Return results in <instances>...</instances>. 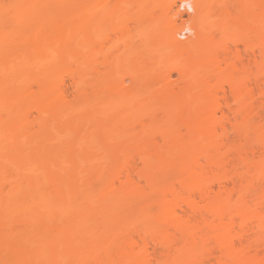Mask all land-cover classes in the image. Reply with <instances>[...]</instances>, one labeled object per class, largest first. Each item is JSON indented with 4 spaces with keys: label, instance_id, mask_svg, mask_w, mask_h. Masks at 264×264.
Masks as SVG:
<instances>
[{
    "label": "bare ground",
    "instance_id": "obj_1",
    "mask_svg": "<svg viewBox=\"0 0 264 264\" xmlns=\"http://www.w3.org/2000/svg\"><path fill=\"white\" fill-rule=\"evenodd\" d=\"M7 1L8 0H0V89L5 90L0 95V105L2 106V111L4 110L3 116L0 115V174L2 172L3 181L6 180L7 183L10 181L11 184L10 188L6 191L7 187L4 188V184L7 183H5V181L1 184V179L0 231H2L3 228V230H5V228L11 230V234H9L8 238L9 241L6 243V246L8 251L14 256L13 260L15 262H13V264H207V261H209L208 264H264V115L262 116L263 113L261 114L262 117L259 115L263 120L261 121L260 119L259 122L258 120L254 122V118L251 117L254 113L251 115L252 107L250 108L251 104L248 101L252 100L253 87L249 84L251 82H249V80L251 79H248L249 76L248 73H246L248 72L246 69H243L244 74L239 77L240 79L238 78L236 80L237 82L234 81L230 82L231 84L229 83L234 98L233 101V98H231V101L237 105L236 108H234V110H236H233L235 112L233 115L234 117L231 118L234 119L231 120L234 122V126L229 122V111L226 113L227 116L225 112H223L224 114L219 118L216 117L217 111L222 113V107L224 106L223 104L222 106V102L220 103V100H218V93L223 92L224 95L226 91L225 87L218 82L210 84V95L208 97L211 105L199 108L198 113L201 114L198 116L197 122H195L203 124L204 128L201 130V127H196L195 133L191 134L189 138L190 142H188L192 146V149L190 146L187 150L182 147V150L180 148L181 151L178 150L179 154L177 153L178 156H180V160H184V173H187L184 175L187 177L184 179H181V177L178 181L179 184L177 183L178 186L171 185V188H168V186V190L165 188L161 194L159 193L162 197H158L161 199L160 201L158 199V203H156L158 206L155 204V211H151L148 205H142L144 210H141L144 216L141 221L143 224L141 222L142 227L136 228L137 238L133 236L135 232L134 234L133 232H127L130 235H126V233L122 231L113 234L110 229L99 231L97 229L94 230V228H80L78 229L80 245L76 248L65 249L61 246V242L66 240L71 234L72 220H74V216L70 212V214L58 213L57 219L60 220V225L57 226L56 230L53 232L55 234L51 233L55 236L52 237V239L55 240H50L49 238L51 237L43 234H38L33 239H28L20 235V232L18 233L17 230L15 231L14 224H17L15 221L17 218L15 219V217H20L19 214L22 213L19 210L23 211L27 208L31 211H28L29 213L34 211L30 215L23 214V217L24 215L26 216L24 220L29 223L39 222L40 225L42 215L40 212L36 213V210H39L41 206L53 199L45 187L46 180L48 181V179L45 180L44 166L38 164V160H41V162L45 160L49 162L51 160L50 158L56 153L53 152L52 148L48 146L47 143L44 144L45 146L41 144L39 147H35V143L37 142L38 146L40 140H42L41 137L45 135V132H43L45 128L43 130L42 128L47 126L46 123L48 122H46L45 119L47 118V113L51 110L55 112V109L58 111V108L62 107V112L66 110L62 115H65L67 111L73 109L69 107L73 106L74 103L70 102L71 105H69V103L65 104L64 99L66 97V90L63 87V80L56 78V74L51 70V65L61 57L65 59L63 57L66 56L65 53H68L70 57L73 56L71 58H74L75 51L77 52L76 54H78L80 49L77 48V41H74L77 39H75L76 37L73 32L74 24L72 25V21L68 18L70 15L62 18L58 16L56 20H51L52 17L55 16L54 12L56 9H54V2H56V0ZM150 1L151 2L148 3V0H114V4L112 5L114 8H118L109 10L107 8L108 4L106 5V3H110V0H108L103 4L104 6L106 5V10L108 11H106V13L105 7L103 9V6L100 4L98 7V17H96L98 21L95 20L96 23L98 22V25L96 24V34L98 38H103V36L107 38L110 37L111 34H117V32L123 34L128 30V24L131 20L132 22H136L139 26H143L146 23L145 21H149V19L146 18V14H151L148 11L151 10L153 1ZM175 1L177 0H171L170 4H174ZM178 1L179 6H187L189 9L193 8V11H195L192 16L191 25L189 27L187 24L180 30H175V25V29L173 25L168 27L169 29L173 28L174 32L181 37L185 35L186 31L194 29L196 39L189 38L185 41H180L177 37H174L175 33H173L172 51H168V53L163 52L155 57L148 55L151 58L148 60L149 64H145L148 66H146L147 68H152V66L157 67L162 64L166 66V63H169L168 67L171 68L167 72L168 74L166 73L167 76H165L166 74L164 75L165 78L163 77L162 82L159 80V84H164L165 81H167L171 70L179 72L182 78L187 79L194 74V71L198 67L206 71H212L215 74L222 70L221 61L225 62L226 66L230 68H236L238 63H243L241 62L242 53H239L237 50L234 51V49L231 50L230 46H228L225 41L220 43L218 40V42L217 38H214L216 37L215 34H213L214 31H212L213 29L215 31L218 29L219 32L223 34L222 36L228 35L229 32L237 31L240 25L236 20V16L240 11L239 6H237L238 9H235L238 11L236 15V11L233 12L234 7H231L232 4L229 3V5L227 0L224 6L220 7L219 10L217 9L218 11L214 8V4L218 2V0ZM223 2L221 1V3ZM58 5L59 4H57V6ZM134 6L138 7V9L134 8ZM149 6L150 10H148ZM58 7L62 8V6ZM61 8L60 11H57L61 12ZM259 12V16L257 17L259 26L256 30V34L259 38L258 44L260 45L258 46L260 47L261 58L259 57L260 60H256V62H259L258 65H255L260 67L256 68L257 71H260V73L257 72V76L261 74L263 78L264 9L262 8ZM233 13L235 14L234 16ZM104 16L108 18L106 19ZM109 16L111 17L109 18ZM103 21H107L104 23L106 25L103 24ZM172 22L175 23V20H172ZM219 22H221V24H219ZM83 24L85 29H87V19H85ZM50 31H52L53 34L49 36L50 40L48 42L52 43L54 39H56V48L53 46V51H50L52 47L49 45V50L46 49L48 47L44 42L48 37L47 33H50ZM26 32H29L30 40H26V42L19 44L18 52L21 54V60L16 62V51L9 45V42L13 38L21 37ZM54 34L56 36L52 38ZM70 34H72V36ZM76 43L77 45H74ZM194 46H196V49L192 50ZM91 47H93V45ZM87 48L84 50L85 52L80 50L81 53H79V55L81 58L77 55L80 59L79 63H84L83 66L85 67V71L83 70V73L79 72L78 77L76 74L77 70L75 71L76 75L74 74V78H77V80L79 77L83 78V76L89 75L91 70L92 72L93 70H97L96 65L105 63L104 60H101L105 59L102 52L101 55L103 56H101L102 58L100 57L101 59L99 60L93 53L86 51L88 50ZM43 49L48 52L45 50L46 53L43 52ZM250 49H252V47ZM27 50L32 51L30 52ZM71 53L73 55H71ZM32 57L34 58L33 61ZM129 58L132 59L133 57L129 56ZM134 58L139 59L140 56L136 55ZM79 59L77 60L79 61ZM133 59L131 61H133ZM77 60L75 61L78 62ZM121 60L128 63V56ZM33 62L36 66H34ZM130 65L133 69H137L132 62ZM32 68H36L35 72ZM242 68H246V66ZM135 75L139 78V73H136V70ZM247 76L248 81L246 80ZM71 77L73 78V76ZM260 77H255L257 82H259L257 79ZM199 80L200 81H198L196 85L197 89L201 87L204 79L201 77ZM259 80L261 82V78ZM257 82H255V85H257ZM260 82L259 84L263 85L262 90L264 93V78L262 81L263 83ZM33 85H35V88L33 87L34 91L29 92ZM185 88L186 86L184 89ZM35 89V97L37 99L35 113L37 112V116L35 115L36 117L34 116V119H31L28 116L30 113L28 114V112H26L28 109L25 108L26 110L24 109L22 111V109H19L20 111H16L12 115V118L11 116L7 118L9 117L8 115H10L9 110L12 104L15 102L16 104L17 102L20 104V101L22 99L24 101L25 96L27 97L29 93H35ZM187 89H185V92ZM258 89L261 91V88ZM129 90L130 89H124L122 91L123 96L129 95L131 93V90ZM150 90L151 87L149 85L143 87V92H149ZM168 90L170 89L166 88L165 91ZM48 93L53 94V108L42 104L43 97ZM77 93L80 94L77 96L82 98L81 96L85 97L86 92L85 89H79ZM225 95V97H227V94ZM220 97H222V95ZM230 97L232 96L230 95ZM146 100L149 101L150 99H147L145 96L143 104L148 103ZM197 100L202 101L204 98L202 99V97H199ZM178 102L175 101V103ZM182 102H179V104L185 105V103L183 102L182 104ZM232 102L231 104H233ZM247 102L248 106L250 105L249 107L246 105ZM67 105L68 109L64 108V106L66 107ZM226 107L227 106H225V108ZM223 111L225 110L223 109ZM260 111H258V114ZM256 114L257 113H255V115ZM227 122L232 127H236L239 135L242 137L244 136L243 138L248 140L254 137L259 147L256 148L255 145V149L251 148L252 150H247V147H243V143H241L242 147L235 145L236 143H230V141L228 142L230 144H228V139L226 140V136L229 134V129L226 125ZM232 127L230 131L233 130ZM34 128L36 129L34 130ZM31 129L34 130H32L33 137L30 136ZM55 130L58 132L59 129L55 128ZM58 134H61V132ZM63 134H61L60 141L54 138L61 143L60 145L64 144L62 143L65 138V136L62 138ZM57 136L58 135L50 137L53 138ZM25 139H28L29 142ZM84 139H88V137ZM32 143H34V146ZM145 147L144 149H140L142 153H140V151L138 154L140 158H142L141 161H145L144 165L146 164L149 167V162H152V160L155 161L153 158L154 153L150 154L151 151ZM145 149L148 152H143ZM102 153H104V151ZM230 153H232L231 156L235 154V158L234 156L232 157L235 159V163L233 159L228 160ZM201 159L204 160L203 163H201ZM231 160L233 162H231ZM127 164L125 163V165ZM122 167H125L126 173L129 172L130 165L128 166L129 169L126 168L127 166ZM8 168L9 170H7ZM145 171L146 172L143 170L144 174L140 171L139 176L141 177V174L144 176L148 172L147 170ZM150 171L153 173L154 170L150 168ZM150 171L149 173H151ZM114 172L112 174L113 177L106 185L108 188H113L114 181L121 175L119 170ZM126 173L124 174L126 177L124 182H122L123 184L120 186V190L124 191L126 195L129 196H131L130 193L137 195V193L141 192L139 188L142 186L139 187V183L136 182L137 180L134 181L135 179L132 178L133 176H131L130 173ZM149 173L146 175H149ZM19 175L23 177L22 179L20 178V180ZM150 175L149 177H144L146 178V183L148 181V185L153 181ZM17 177L18 179H16ZM144 178L141 177V179ZM152 183H154V181ZM227 184H229V186ZM152 185L154 186V184ZM25 187H27V189H24ZM84 187L82 198L85 203H81L77 199L71 201L73 207L70 204L72 208L70 211L74 213L77 212L78 214L77 216L75 215L76 217L82 214L80 215L81 218L85 219L87 216L89 220L88 216L91 215L89 202H92L93 199L91 191L92 186L85 185ZM111 192L112 193L106 196L104 195L105 193L99 195L98 202L100 208H105L103 205L104 201L108 198H114L118 191L112 190ZM110 194L112 196H110ZM139 195L142 194L140 193L138 196ZM168 195H170V197ZM53 201L50 203H53ZM23 217L21 214L20 220ZM167 226H173V230L168 229L169 227L167 228ZM9 229L7 231H9ZM100 232L102 233L100 234ZM20 236L24 237V240H21L24 245H31L23 255H18L20 250L18 247L20 245L15 244L16 240H20ZM97 236L100 237V239L93 243V239H96ZM207 238L209 241L211 240L214 242L210 244L212 247L208 246L210 247L209 249L206 247L208 250L206 248L204 249L205 243L208 242L205 241ZM2 242L4 241L0 238V254L2 251ZM24 245L22 246L24 247ZM151 246L152 249L156 250L157 247L160 249L158 252L159 255L156 254L157 252L155 253L156 257H154L153 250L150 251ZM4 248H2L3 251ZM24 249L26 250V248H22L21 250L24 251ZM202 249L206 252L203 253ZM68 254L74 257L71 258ZM24 257L26 258L24 259ZM10 259L12 260L11 257Z\"/></svg>",
    "mask_w": 264,
    "mask_h": 264
},
{
    "label": "rangeland",
    "instance_id": "obj_2",
    "mask_svg": "<svg viewBox=\"0 0 264 264\" xmlns=\"http://www.w3.org/2000/svg\"><path fill=\"white\" fill-rule=\"evenodd\" d=\"M107 1L108 0H56V2H54V9H56V11L54 12L55 16H53L51 20H56L58 16L59 18H62L70 15V17L68 18H70L69 20L72 21V25L74 24L73 32L76 37L74 38L77 40H73L77 41V48H79L81 51H84L88 47V50L86 51H90L91 53H93L95 56H97V58H99V60L102 58L101 56L104 55L105 59L101 60H104L105 63L96 65L97 70H93V72L91 70V72H89V75H86L85 77L83 76V78L79 77L78 80L77 78H74V76L77 74L78 77L79 72H82L83 70L85 71V67L83 66L84 63H79V53H81L80 50L78 54H76L77 52L75 51L76 57L74 55V58H71L73 56L70 57L68 53H65L66 56H63L65 59L61 57L58 61L54 62L51 65V70L54 74H56V78L63 80V87L66 90V97L64 99L65 104L69 103V105H71L70 102L74 103L73 106L69 107L70 109L71 107L73 109H71V111H67V114L64 113L66 116L62 115L63 112L66 111L65 110L62 112V107H59L58 111H56L55 109L56 113L53 110L47 113V118L45 119L48 123H46V127L44 126L42 128V130L45 128L43 130V132H45V135H43L44 137L42 136L43 138L41 137L42 140H40V144H38V146L37 142L35 143V147H39V145L41 146V144L45 146L44 144L47 143L48 146L52 148L53 152L56 153L52 156V158H50L51 160L49 159V162H46V160L44 162H41V160L37 159L39 161L38 164L44 166L46 176L45 180L48 179V181L46 180L45 187L47 192L51 194L53 199L51 197V201H48V203L41 206L39 210H36V213L40 212V214L42 215V223L40 222V225L39 222L29 223L24 220V218L26 217L25 215H30L34 212L33 211L32 213H29L31 211L27 208L23 211L19 210L20 212H22L19 214L20 217L21 214L22 217L23 214H25L24 217L21 218V220L20 217H15V219H18L15 220L17 223L14 224L15 231L17 230L18 233L20 232V235L25 236L28 239H33L38 234H43L45 236L51 237H48L50 240H55L52 239V237H55L53 235L55 233L53 232L56 230L57 226L60 225V220L57 219L58 213H72L75 218L73 217L74 220H72L73 224L71 225V234L66 240L61 242V246L65 249L76 248L80 245V238L78 239V229L80 228H94V230L97 229L99 231L110 229L113 234H117L118 232L122 231L126 233V235H128L130 232H133V234L135 232V234L132 235L137 238L136 228L142 227L143 224V222L141 221L142 217L144 216L143 211L141 210L143 209L142 205H148L150 206L151 211H155V207L157 205L156 203H158V199L159 201L161 199L158 198L161 192H163L165 188L167 189L168 186V188H171V185L178 186V181L180 180V178L182 177L181 179H184L187 177L185 176L187 173H184V160H180V156H178V154L179 151L182 150V147L183 149L187 150L190 146V148L192 149V146L189 144V138L191 134L195 133L196 127H201V130H203L204 128L203 124L195 122H197V118L201 114L198 113L199 108L211 105L209 103L208 97L210 95V84L218 82L223 85V87H225L226 91L224 92V95L223 92L218 93V100H220L219 102H222L221 105L223 104L224 106H221L222 113L220 111H217L216 117L219 118L222 114H224L223 112H225L226 115V113L229 111L228 115H231H229V122H231L230 124L234 126V122L231 121L234 119L231 118L234 117V111L236 110H234V108H236L237 105L236 103L232 102L234 98L229 86L231 84L230 82L236 81L241 75L244 74L243 69H246L248 71L246 73H248L249 76V78L248 76L246 77V80L248 81V79H251L249 80V82L251 81L249 84L251 85V87H253V97L251 100L252 102L248 101L251 104V106L249 105L250 108L252 107L251 115L254 113V116L252 115L251 117L254 118V122H257V120L259 122L261 117L264 115V93L262 90L263 85L259 84L260 78V83H263L262 81L264 76L263 78L261 74V77L259 75L257 76V72L260 73V71L256 70V68H260L257 67L259 61L256 62V60H260L259 57L261 53V51L259 50L260 47L258 46L260 45L258 44L259 38L256 34V30L259 26L257 17L259 16V11L262 8L264 9V0H227L228 4L230 3L232 4L231 7H234L233 12L236 11L235 14L238 12L237 10H235L238 9L237 6L240 7L238 15L236 14L238 16H236V20L240 23L239 28L237 29V31L229 32L228 35L225 36H222L223 34L219 32L218 29L216 31L214 29L212 30L214 31L213 34H215L216 36L214 38H217V41L219 40L220 43H223L225 41L227 45L230 46L231 50L234 49V51L237 50L239 53H242L241 62H243V65L241 63H238V66L236 68H230L226 66L225 62L221 61L222 70L219 73L214 74L212 71H206L198 67L194 71V74L187 79L182 78L179 72L171 70V72L169 73L170 76L169 78H167V81H165L164 84H159V80L160 82H162L163 77L165 78V76H167V72L171 69L170 67H168L169 63H166V66L162 64L158 65L157 67L152 66V68H147L148 66L145 64H149L148 60L151 57L159 56L163 52L168 53V51H172V39L173 33H175L174 29L176 28L175 30H180L187 24V26L190 27L192 16L195 13V11H193V8L189 9V7L187 6H179L178 0L175 1V3L172 5L170 4L171 0H152L153 4L151 5V10L150 6L148 8V10L150 11L146 10L151 13H147L148 15L146 14V18L149 19V21H145L146 23L143 26H139L138 24H136V22H132L131 20L128 24V30L123 34H119V32H117V34H111L110 37L107 38L104 36L103 38H98L96 34V24L98 25V22H95V20H97L96 17H98V7L100 6V4L103 6V9L105 7V13L107 11V4V8L109 10H115L118 8L113 7L112 4H114V0H110V3H106ZM221 1L223 2V0H218V2L216 3L214 2L215 10H219V8L224 6V3H226V0H224L223 3H221ZM150 2L151 1L148 0V3ZM105 3L106 5L104 6L103 4ZM57 4H59L58 6H62V8L64 9L58 7ZM60 8L62 11L58 12L57 10L60 11ZM134 8L138 9V7L135 6ZM235 14L233 13V16ZM110 17L111 16H109V18ZM85 19H87L88 21L87 29H85V26L83 24V22H85ZM172 20H175V23H173L174 21L172 22ZM104 21L103 24L107 22ZM219 24H221V22H219ZM170 25H173V28L175 25V28H171L173 30L169 29ZM170 31L173 32L171 33ZM52 34V31H50V33H47L48 37L46 40H44L47 47L48 45L52 47L50 48V51L53 49V46L56 48V39H54V42L52 43L48 42L50 40L49 36ZM70 35L72 36V34ZM55 36L56 35L54 34L52 38ZM174 37H177L180 41H185L189 38L196 39L194 29L186 31L185 35L182 37L175 33ZM26 40H30L29 32H26L19 38H13L9 42V45L16 51V62H19L21 60V54L20 52H18V46L20 43L26 42ZM77 43L74 45H77ZM92 45L93 47H91ZM251 47L252 49H250ZM192 48H194L192 50H195L196 46ZM46 49L49 50V47ZM44 50L45 49H43L42 51L48 52L47 50ZM27 51L31 52L32 50ZM101 52L103 53V55H101ZM71 55L73 54L71 53ZM136 55H139L140 58L135 59L134 56ZM148 55H150L151 57ZM126 56H128V63L121 60ZM129 56H132L134 58H132L133 61H131L132 59L129 58ZM33 57L32 61L34 60ZM76 58L79 59V61ZM75 60H77L78 62H76ZM131 62L136 66L137 69L132 68V66L130 65ZM33 64L34 66H36L34 62ZM243 66H246V68H242ZM32 69H34L35 72L36 68ZM135 70L136 73H139V78H137V76L135 75ZM254 75L256 78L260 77L259 79H257L259 82L256 81ZM71 76H73L74 79ZM201 77H203L204 80L202 81L201 87L197 89L196 85L198 81H200L199 79ZM254 79L255 82H257L256 84L258 85V88H261L262 93L260 89L257 88V85H255ZM145 85H149L151 87V90L149 92H143V87H145ZM185 86V89L188 88L186 92L184 89ZM33 87L35 88V85L32 86V89L29 92L34 91ZM166 88H169L170 90L165 91ZM79 89H85V97L81 96L82 98H80L77 96L80 95L79 93H77ZM124 89H130L131 91H129L131 93L129 95L127 94V96L124 95V97L122 94V91ZM3 91L5 90L0 89V95L3 93ZM225 94H227V97H225ZM35 95L36 89L35 93H29L27 97L25 96L24 101L22 99L20 101V104H18V102V105L16 104V102L12 104L9 110L10 115H8L9 117L7 118H10V116L12 118V115L16 111H20L19 109H22L23 111L26 108L28 109L26 112H28V114L30 113L28 116L32 119L37 113H35V105L37 104ZM221 95L222 97H220ZM230 95L232 97H230ZM145 96L150 100H146L148 103L143 104V99L145 100ZM199 97H202V99L204 98V100H197ZM53 98V94L48 93L43 97L42 104L53 108ZM231 98H233L232 101ZM175 101H179L180 103L183 101L185 105L183 104V102V105H181L179 104V102L175 103ZM231 102L233 104H231ZM248 102L246 104L247 107H249ZM225 106L227 107L225 108ZM64 108L68 109V105L66 107L64 106ZM223 109L225 111H223ZM3 111L2 106L0 105V115L2 116ZM258 111H260L259 114ZM255 113L257 114L255 115ZM259 115L261 117H259ZM263 120L261 119V121ZM230 124H228V122L226 124L229 129V134L226 136V140L228 139L227 143L230 141V143H236L235 145H238L239 147H242L241 143H243V147H247V150H250L251 148L255 149V145L256 148L259 147V144L254 137H251L248 140L243 138L244 136L242 137L237 132V128L232 127ZM231 127L234 131L236 130L235 133L233 130L230 131ZM55 128L59 129L58 132L57 130H55ZM35 129L36 128H34V130ZM32 130L33 129H31V132H29L30 136L33 137L32 133L34 130ZM60 132L61 134L65 132L62 136V138L65 136V138L63 139L64 142H62L64 144L62 145H60L61 143L59 142L61 139V134L58 133ZM56 135L58 136L51 138L52 136ZM89 136L91 137V139ZM85 137H88V139L90 140L84 139ZM54 138H57V140L59 139V141L55 140ZM25 140L28 141V139ZM32 145L34 146V143H32ZM144 147L151 151V153L149 151L150 154L154 153L153 158L155 159V161H148L149 167L146 164L144 165L145 161H141L142 158H140L138 154L141 151L140 149H144ZM103 151L104 153H102ZM144 151L148 152L146 149L143 150V152ZM140 153H142V151ZM231 155L232 153H230L228 160L233 159V156L235 158V154H233V156ZM202 159L201 163H203L204 161ZM233 160L235 163V159ZM231 162L233 161L231 160ZM125 163L130 164L125 165ZM129 165L130 170H128ZM122 166H127L126 168H128L127 170L129 172L127 171L128 173H126V170L124 169L125 167ZM9 168L7 170H9ZM150 168L154 170L153 173L152 171H150ZM116 170H119V172L121 173L118 178L119 180L116 179L117 181H114L113 188H108L106 185L108 181L113 177L112 174ZM143 170L144 172H146L145 170L148 171L146 174H148L149 171L151 172L149 173V175L152 174L150 175L152 176L150 178L154 181V183H152L153 181L149 183L150 185L147 184L148 181L146 183V178L144 177H149V175L145 174L146 176H142L144 174ZM124 171L126 174H129L132 171L130 175L133 176L132 178L135 179L134 181L137 180L136 182L139 183V187L142 186L141 188H139L142 195L138 196V194L140 193H137V195L134 193H130L131 196H129L126 195L124 191L120 190V186L121 184H123L122 182H124V179L126 177V175H124ZM140 171L141 173H143L141 174V177H143L144 179H141V177L139 176ZM1 174L0 182L2 179V184L6 180L3 181ZM20 178L22 179L23 177L20 176L19 180ZM16 179H18V177ZM5 183H7V181ZM10 184V181L7 184H4V188L7 187L6 191L8 188H10ZM152 184H154V186ZM229 184L227 185L229 186ZM85 185L92 186L91 191L93 196L92 202H89L91 215L88 216L89 220L87 219V216L85 218L88 221L80 217V215L82 214L76 217L78 213L70 211V209H72L71 201H75L77 199L81 203H85L82 198L83 188H85ZM24 189H27V187H25ZM112 190L118 192H116L114 198H108L106 201H104L103 205L105 208H100L98 202L99 195L101 193H105L104 195L106 196L107 194L112 193ZM110 196L112 195L110 194ZM168 196L170 197V195ZM160 197H162V195ZM52 201L53 203H50ZM168 227L169 226H167V228ZM170 227L168 229L173 230V226L171 228ZM3 229L2 231H0V238L4 241L1 245L2 251L0 254V264H13V262H15L13 260L14 256L8 251L6 246V243H8L9 241L8 238L9 234H11V230L9 228H5V230ZM8 229L9 231H7ZM101 233L102 232H100V234ZM23 238L24 237L20 236V240H16L15 242V244L20 245L18 247L20 250L22 248H26V250L24 249V251L19 250L20 254L18 253V255L25 254L24 252H27V248L29 249L31 247V245L28 246L23 244V242L21 241L24 240ZM4 239H6L7 242ZM99 239L100 237L97 236L96 239H93V243ZM207 239L205 241L208 242L205 243L206 245H204V249L206 247L209 249L210 247H212V245L210 244L214 243L211 240L209 241V239ZM22 245H24V247ZM2 248H4V251ZM150 248V251L153 250L152 252H154V257H156V254L159 255L158 252L160 251V249L158 247L156 250L152 249V246ZM202 251L203 253L206 252L203 249ZM68 256L71 258L74 257L70 254H68ZM10 257L12 258V260L10 259ZM25 258L26 257H24V259ZM207 262L209 263V261Z\"/></svg>",
    "mask_w": 264,
    "mask_h": 264
}]
</instances>
